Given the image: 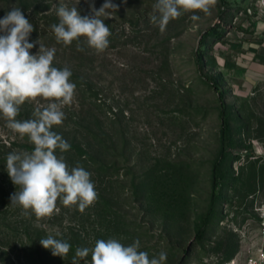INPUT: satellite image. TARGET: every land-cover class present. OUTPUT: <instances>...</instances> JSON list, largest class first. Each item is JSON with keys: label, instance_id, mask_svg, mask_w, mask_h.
I'll return each mask as SVG.
<instances>
[{"label": "rangeland", "instance_id": "rangeland-1", "mask_svg": "<svg viewBox=\"0 0 264 264\" xmlns=\"http://www.w3.org/2000/svg\"><path fill=\"white\" fill-rule=\"evenodd\" d=\"M227 1L216 0L208 15L184 13L170 20L161 33L149 19L156 0H112L118 10L105 20L110 43L100 54L86 45L78 51L75 41L69 46L58 44L54 34L29 39L55 47L54 66L68 67L77 85L73 105L64 109L66 119L53 131L69 143L95 146L99 143L95 134H106L105 139L112 141L108 144L117 148L107 157L117 164L110 173L98 174L93 164L83 166L92 173L98 194L103 193L114 209L113 230L101 239L116 238L129 245L138 238L141 250L150 257L165 251V264H245L261 241L264 62L259 63L255 53L262 55L264 49L260 43L264 41V10L258 0L234 6ZM104 2L64 0L69 7L76 6L81 16H91L90 6L99 9ZM57 5L58 0H0V18L18 7L26 17L37 15L55 23ZM193 14L200 19L193 21ZM204 45L208 48L199 65L197 54ZM38 48L37 44L33 54ZM216 84L223 93L215 89ZM224 102L230 105L233 119L230 156L222 166L217 190L223 202L217 200L212 212L213 171L223 153ZM34 107L25 103L17 119L32 118ZM116 117L129 139L126 155ZM2 143L15 144L12 151L33 147L0 118V158ZM64 157L70 167L77 165ZM149 173V187L137 193L136 185L148 184L140 185L139 178ZM1 186L9 194L3 200L0 192V209L20 213L10 201L18 188L4 167H0ZM99 195L83 213L103 209L98 206ZM58 206V214L40 220L52 234L79 218L75 207ZM208 215L212 222L204 229ZM93 219L87 221L90 248L98 227Z\"/></svg>", "mask_w": 264, "mask_h": 264}, {"label": "clouds", "instance_id": "clouds-1", "mask_svg": "<svg viewBox=\"0 0 264 264\" xmlns=\"http://www.w3.org/2000/svg\"><path fill=\"white\" fill-rule=\"evenodd\" d=\"M216 0H156L149 14L150 22L161 33L170 20L188 12L210 14ZM91 16H81L76 6L69 7L58 0V23L50 28L58 44L77 42V50L84 45L96 54L109 46L110 28L105 23L118 6L105 0L97 9L90 6ZM193 21L198 15L191 16ZM33 24L21 8L14 7L0 18V118L20 139L27 138L32 150H14L6 156V171L18 190L10 196L11 205L19 207L24 216L34 215L37 220L51 218L60 212L58 205L75 207L80 213L93 206L98 192L92 173L77 164L70 167L63 153L71 144L53 131L66 119L65 107L73 105L77 85L71 81L68 67L54 66L56 48L45 47L39 40L30 42ZM83 38V40H81ZM38 50L31 51L36 45ZM35 104L32 118L17 119L21 106ZM59 153V154H58ZM40 244L51 249L53 256L64 258L72 245L49 234ZM91 257L90 262L86 260ZM165 264L167 253L160 251L149 256L141 250L137 238L129 245L116 238L97 239L94 246L77 247L71 264Z\"/></svg>", "mask_w": 264, "mask_h": 264}, {"label": "trees", "instance_id": "trees-1", "mask_svg": "<svg viewBox=\"0 0 264 264\" xmlns=\"http://www.w3.org/2000/svg\"><path fill=\"white\" fill-rule=\"evenodd\" d=\"M248 0H229L227 1L228 4L231 6L237 5L242 3L246 5ZM259 4V2H258ZM260 6V5H259ZM261 7V6H260ZM34 26V31L30 35V40H35L39 37L47 36L54 34L51 31L50 26L53 24L46 18H39L37 15H33L32 17H27ZM55 23H58L55 22ZM83 40V38H81ZM208 46L204 45L203 48L197 54V63L200 65L202 62V56L206 53ZM215 89L223 93L224 89L221 88L219 84L215 85ZM230 105L227 102L223 103V108L221 112V119H222V128H221V144H222V154L219 157L218 162L214 166L213 171V179L215 181V200L212 205V212H214L215 202L218 200V203H222V200H219L217 196V190L220 184V172L222 166L225 162V159L230 156L227 154L228 145L230 144V132L231 126L233 123V119L228 113ZM119 123V138L122 144V152L126 155L127 151L129 150V139L126 135L125 130H123V123L119 120L118 117L115 119ZM106 135V134H105ZM100 136L95 134L96 139L99 140L97 146L90 145V144H75L71 142V148L69 151L63 153L66 157L69 158L72 162L84 166V164L88 167L89 165L93 164V167H96V172L98 174H108L112 170L115 169L116 163L109 162L107 159L108 156L114 150H117L114 145H109L108 142H112L111 138L105 139L106 137ZM15 144L10 143L8 146L7 144L2 143V148L4 150L3 157H1L0 167H4L6 169V156L9 152H12V149ZM116 148V149H115ZM153 171H156L155 168ZM156 179H159L160 176H156L157 172L153 173ZM151 173L141 175L139 179H142L140 185L143 182H148L147 185H142L141 187L138 185L135 186V190L137 193L139 191H143L145 187H149L150 185V176ZM155 179V180H156ZM144 188V189H143ZM3 191V192H2ZM0 192L4 195L2 196L3 200H6L8 197V191L4 189V187H0ZM99 203L98 206H101L103 209H94L93 213L85 214V213H76L78 221H69V225L64 227L59 231L58 234H52V232L46 227V223L43 221L37 220L34 215L24 216L22 214V210L20 213H16L17 209H15L14 213L12 211L14 209H0V259L1 264H71L72 257L75 254V250L77 247H89L88 243V226L87 221L88 219L94 218L93 222L98 226L94 228L95 234V241L97 239L103 238V233H108L113 230L114 227V219H113V211L114 209H110V203L107 199L103 196V193H99ZM146 194V192L144 193ZM1 198V197H0ZM1 208V207H0ZM81 214V215H80ZM91 214V215H90ZM116 214V212H115ZM109 218V220H108ZM107 220V221H106ZM212 215H208L203 228L205 229L209 223L212 221ZM113 225V226H112ZM53 235L56 238L64 239L68 241L72 248L70 249L68 255L64 258L59 256H53L51 249H45L41 244V238H45L47 235ZM88 259L91 258L90 256L87 257ZM86 258V260H87ZM83 261V260H82ZM81 262V261H80Z\"/></svg>", "mask_w": 264, "mask_h": 264}, {"label": "built area", "instance_id": "built-area-1", "mask_svg": "<svg viewBox=\"0 0 264 264\" xmlns=\"http://www.w3.org/2000/svg\"><path fill=\"white\" fill-rule=\"evenodd\" d=\"M259 5L264 10V0H258ZM261 213L260 235L261 241L255 252L247 256L245 264H264V209H258Z\"/></svg>", "mask_w": 264, "mask_h": 264}, {"label": "crops", "instance_id": "crops-1", "mask_svg": "<svg viewBox=\"0 0 264 264\" xmlns=\"http://www.w3.org/2000/svg\"><path fill=\"white\" fill-rule=\"evenodd\" d=\"M260 43L261 44H263L262 46H263V48H264V41H260ZM262 52V55H260L259 54V52L258 51H256V53H255V55H256V57H257V61L259 62V63H263L264 62V49H263V51H261ZM253 66V65H252ZM251 69H252V67H251Z\"/></svg>", "mask_w": 264, "mask_h": 264}]
</instances>
